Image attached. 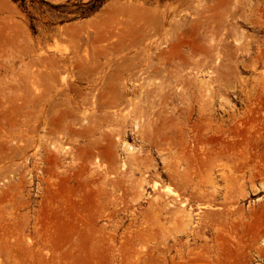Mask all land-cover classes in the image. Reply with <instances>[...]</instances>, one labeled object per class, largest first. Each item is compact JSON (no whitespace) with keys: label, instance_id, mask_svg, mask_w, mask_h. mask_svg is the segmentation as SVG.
I'll return each instance as SVG.
<instances>
[{"label":"rangeland","instance_id":"rangeland-1","mask_svg":"<svg viewBox=\"0 0 264 264\" xmlns=\"http://www.w3.org/2000/svg\"><path fill=\"white\" fill-rule=\"evenodd\" d=\"M0 264H264V0H0Z\"/></svg>","mask_w":264,"mask_h":264},{"label":"bare ground","instance_id":"bare-ground-1","mask_svg":"<svg viewBox=\"0 0 264 264\" xmlns=\"http://www.w3.org/2000/svg\"><path fill=\"white\" fill-rule=\"evenodd\" d=\"M67 29H68V27H67ZM72 29H73V28H72ZM98 167H99V166H97V168H98ZM59 168H60V167H59ZM85 168H86V167H85ZM66 174H67V171H66ZM68 175H69V174H68ZM59 176H60V175L58 174V178H59ZM56 177H57V176H56ZM65 180H67V178H66ZM66 203H67V202H66ZM66 203H65V205H66ZM61 205L63 206V204H61ZM62 208H63V207H62ZM60 209H61V207H60ZM61 210H63V209H61ZM61 210H60V214L62 215ZM62 212H63V211H62ZM60 214H59V215H60ZM86 214H87V213H86ZM91 214H92V213H91ZM91 214H89V215H91ZM79 215H80V214H79ZM81 215H82V214H81ZM83 216H84V214L82 215V217H83ZM61 217H62V216H61ZM82 217H81V219L84 220L86 216L83 217L84 219H83ZM88 217H89V216H88ZM90 217H91V216H90ZM58 218H60V217H58ZM93 218H95V217H93ZM79 219H80V218H79ZM91 219H92V218H91ZM91 219H90V220H91ZM60 220H61V219H60ZM62 220H63V218H62ZM80 221H81V220H80ZM86 221H88V220H86ZM57 222H58V221H57ZM83 222H84V221H83ZM92 222H93V221H92ZM92 222H91V223H92ZM58 224H59V222H58ZM79 224H80V223H79ZM83 224H84V223H82V225H83ZM86 224H87V223H86ZM87 225H88V224H87ZM87 225H86V227L89 228ZM93 225H94V223H93ZM60 226H61V225H60ZM80 227H82V226H79V228H80ZM90 227H91V226H90ZM92 227H93V226H92ZM59 228H60V227H59ZM84 228H85V227H84ZM60 229H62V228H60ZM60 229H58V230H60ZM91 229H92V228H91ZM91 229H90V231H91ZM80 230H81V229H79V231H80ZM83 230H84V229H83ZM92 230H93V229H92ZM60 231H61V230H60ZM60 231H58V232H60ZM94 231H95V230H94ZM58 232H56V234H58ZM81 232H82V231H81ZM83 232H86V231H83ZM76 233H78V232H76ZM79 233H80V232H79ZM87 233H88V232H87ZM61 234L63 235V232H61L59 235H61ZM83 234H84V233H83ZM85 234H86V233H85ZM93 234H94V232H93L91 235L93 236ZM71 235H72V234H71ZM79 235H80V236H79ZM81 235H82V233H81V234H78V236L82 238ZM63 236H64V235H63ZM78 236H77V237H78ZM86 236H87V235H85V237H86ZM55 237H56V236H55ZM70 237L72 238V236H70ZM73 237H74V235H73ZM75 237H76V235H75ZM75 237H74V238H75ZM83 237H84V236H83ZM57 238H58V237H57ZM64 238L66 239V237H63L62 239H64ZM74 238H73V239H74ZM65 239H64V240H65ZM69 239H70V238H69ZM73 239H72V240H73ZM77 239H78V238H77ZM54 240H55V238H54ZM79 240H80V239H79ZM79 240H78V241H79ZM82 240H83V239H82ZM84 240L87 241V237H86ZM84 240H83V241H84ZM113 240H114V239H113ZM57 241H59V240H57ZM67 241H68V240H67ZM89 241H90V236H89ZM70 242H71V239H70ZM79 242H80V241H79ZM79 242H76V243H79ZM84 242H85V241H84ZM84 242H82V243H84ZM68 243H69V242H68ZM68 243H67V245H70V246H71V244H73V243H70V244H68ZM80 243H81V242H80ZM86 243H87V242H86ZM90 243H91V242H90ZM58 244H59V242H58ZM61 244H62V243H60V245H61ZM56 245H57V244H56ZM56 245H55V246H56ZM60 245H59V246H60ZM62 245H63V244H62ZM67 245H66V246H67ZM75 245H77V244H75ZM83 245H84V244H83ZM83 245H82V246H83ZM86 245H87V244H86ZM78 246L80 247L81 245L79 244ZM72 247H74V245H72L71 248H72ZM83 247H84V246H83ZM57 248H58V247H57ZM57 248H56V249H57ZM60 248H61V247H60ZM86 248H87V247H86ZM61 249H62V248H61ZM76 249H78V248H76ZM66 250H67V249H66ZM72 250H73V249H71V251H72ZM79 250H80V249H79ZM85 250H86V249H85ZM61 251H63V250H61ZM61 251L59 250V252H61ZM68 251H69V249H68ZM57 252H58V250H57ZM74 252H75V251H74ZM66 253H67V252H66ZM69 253H70V252H69ZM69 253H68V254H69ZM58 254H59V253H58ZM71 254H72V253H71ZM69 255H70V254H69ZM73 255H74V253H73ZM73 257H74V256H73Z\"/></svg>","mask_w":264,"mask_h":264}]
</instances>
